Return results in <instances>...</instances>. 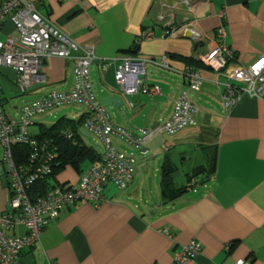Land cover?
Returning a JSON list of instances; mask_svg holds the SVG:
<instances>
[{
    "label": "crops",
    "instance_id": "obj_1",
    "mask_svg": "<svg viewBox=\"0 0 264 264\" xmlns=\"http://www.w3.org/2000/svg\"><path fill=\"white\" fill-rule=\"evenodd\" d=\"M32 1L70 38L93 47L96 59L90 72L96 95L119 92L124 99L120 107L106 106L117 124L139 133L171 114L174 100L185 87L182 75L147 65L145 82L158 85L160 93L132 96L121 92L114 75L119 58L126 53L155 58L166 53L173 67L187 64L198 46L182 33L163 36L169 19L179 24L192 16L170 8L177 0ZM195 13L200 29L210 37L218 26L225 27L224 43L234 50L235 63L248 64L264 56V0H207ZM159 15L165 18L160 21ZM148 29H153L154 37L140 41L141 33ZM12 30L6 21L0 33L4 38ZM196 68L204 77L200 89L190 93L197 124L175 135L156 134L141 148L145 152L115 139L120 150L136 159L127 187L119 189L108 182L99 206L81 201L61 211L41 232L38 242L23 248L19 264H170L191 238L201 244L196 264H234L239 259L264 264V97L243 93L224 110L221 83L225 77L205 66ZM41 70L46 81L31 83L21 92L16 72L0 67V99L7 114L16 115L24 102L50 89L72 87V62L51 56ZM27 94L32 98L20 105L10 102ZM72 106L35 115L30 134L38 137L57 122L72 121L78 127L76 143L100 154V144L94 139L100 146L97 149L87 141L92 135L80 131L86 109ZM67 130L68 125L61 129L63 133ZM16 153L15 158H20ZM187 160L192 162L185 164ZM93 163L86 159L79 170L64 165L47 184L75 186ZM163 165L174 169L175 187L184 185L187 176L200 169L199 182L169 200L160 186ZM181 170L184 178H180ZM8 197L7 176L0 167V212L7 210ZM13 232L24 234V226H16Z\"/></svg>",
    "mask_w": 264,
    "mask_h": 264
},
{
    "label": "built area",
    "instance_id": "obj_2",
    "mask_svg": "<svg viewBox=\"0 0 264 264\" xmlns=\"http://www.w3.org/2000/svg\"><path fill=\"white\" fill-rule=\"evenodd\" d=\"M207 0H177L170 8L192 15L182 23L173 19L165 23L163 36L187 33L198 48L192 58L216 75L225 77L221 83V103L224 110L233 106L241 94L264 97V56L248 64L235 63L234 50L224 43L225 27H217L212 37L199 27L195 9ZM220 17L224 14L219 13ZM165 15H159L161 21ZM6 21L13 30L0 39V67H9L16 72L15 82L24 92L31 83H44L46 77L42 66L51 56L72 62L73 84L69 90L50 89L38 98L24 102L19 112L7 114L0 99V167L7 176L9 193L7 210L0 212V264H19L24 247L39 241L41 232L58 214L81 201L99 206L104 201L103 188L112 182L117 188L125 189L134 175V155L120 150L115 139L140 150L156 134L175 135L182 129L197 124V109L190 93L198 91L204 77L199 68L185 64L181 68L172 66L169 55L160 57L126 53L119 58L115 70V82L121 92L132 96L139 92L155 95L160 88L145 82L147 65H156L182 75L185 87L173 103L171 114L155 126L139 129L135 133L117 124L96 95L91 79L90 66L96 55L93 47L82 45L70 38L49 17L38 10L32 0H0V31ZM154 37L153 29L145 30L141 40ZM63 105H76L86 109L84 127L100 144V159L81 174L74 186L64 184L48 185L44 192H33L38 182L45 181L57 163L59 148L53 138L38 139L30 134L29 128L37 114L46 113ZM70 132L66 136L71 137ZM15 145L29 147L24 162L14 156ZM163 148H165L163 146ZM198 183L192 178L186 183L190 189ZM23 225L25 233L13 232ZM201 251L200 242L191 238L177 251L170 264H196ZM234 264H253L244 259Z\"/></svg>",
    "mask_w": 264,
    "mask_h": 264
},
{
    "label": "trees",
    "instance_id": "obj_3",
    "mask_svg": "<svg viewBox=\"0 0 264 264\" xmlns=\"http://www.w3.org/2000/svg\"><path fill=\"white\" fill-rule=\"evenodd\" d=\"M186 63L194 67H204L202 64L195 61L192 57L187 59ZM67 125L70 128V130H67V132H70L72 134L71 137L69 138L66 136V133H63L61 131V129L66 128ZM77 133H78V127L76 124H73L72 121H67L63 124L61 121V122H57L55 125H53L50 128L43 129L41 134L38 137H36L38 139H42L45 137L53 138L58 145L59 156L57 158V163L53 167V171L51 175L54 174V172L58 171V169L62 168L64 165L67 164L71 165L76 170H79V167L86 159H88L92 163L99 161L100 154L97 153L91 146L82 144L80 142L76 143L75 136ZM13 150L15 151V153L16 152L20 153L19 155L20 158L16 159L18 162H24L26 160L28 153L30 152L29 147L26 145H15ZM173 172L174 169L171 168L170 166L163 165L161 168L160 186L163 191V196L169 200L185 192L187 190L186 183L189 182L192 178L197 179V176L202 172V170L200 169L196 170L194 173L188 175L186 183L180 187H175L173 185V181H172ZM48 178H46L45 181L43 180L41 182H38L36 185H34L32 191L39 193L44 192V190H46V188L49 185L47 184Z\"/></svg>",
    "mask_w": 264,
    "mask_h": 264
},
{
    "label": "water",
    "instance_id": "obj_4",
    "mask_svg": "<svg viewBox=\"0 0 264 264\" xmlns=\"http://www.w3.org/2000/svg\"><path fill=\"white\" fill-rule=\"evenodd\" d=\"M182 36L189 37L187 33H182ZM98 99L100 103L105 107L111 104H113L115 107H120L124 103V99L119 92H116L112 95H99ZM80 131H82L85 135L89 134L88 131L84 127L80 128ZM142 150L143 149H141V152H145Z\"/></svg>",
    "mask_w": 264,
    "mask_h": 264
},
{
    "label": "rangeland",
    "instance_id": "obj_5",
    "mask_svg": "<svg viewBox=\"0 0 264 264\" xmlns=\"http://www.w3.org/2000/svg\"><path fill=\"white\" fill-rule=\"evenodd\" d=\"M1 38H3V35L0 33V39ZM32 96L33 95H30V94L15 96V97L10 99V102L12 104L20 105L21 103L24 102V100L30 99V98H32ZM68 107H71V106H68ZM72 107H77V106L73 105ZM67 109H69V108H67ZM87 141L90 142L92 145L96 146L97 149L100 148V146L97 144V142H94V138L92 136H87ZM188 157H189V155H186V158H188ZM191 162L192 161L187 160L185 162V164H190ZM181 175H182V170H181ZM181 175H180V178L181 177L184 178V176L183 175L181 176ZM178 184H180V183L178 182Z\"/></svg>",
    "mask_w": 264,
    "mask_h": 264
}]
</instances>
